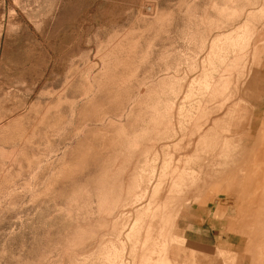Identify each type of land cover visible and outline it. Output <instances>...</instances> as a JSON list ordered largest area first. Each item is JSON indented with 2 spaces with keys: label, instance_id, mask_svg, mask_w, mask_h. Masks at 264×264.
Listing matches in <instances>:
<instances>
[{
  "label": "rangeland",
  "instance_id": "rangeland-1",
  "mask_svg": "<svg viewBox=\"0 0 264 264\" xmlns=\"http://www.w3.org/2000/svg\"><path fill=\"white\" fill-rule=\"evenodd\" d=\"M263 99L264 0H0V264H264Z\"/></svg>",
  "mask_w": 264,
  "mask_h": 264
},
{
  "label": "crops",
  "instance_id": "crops-1",
  "mask_svg": "<svg viewBox=\"0 0 264 264\" xmlns=\"http://www.w3.org/2000/svg\"><path fill=\"white\" fill-rule=\"evenodd\" d=\"M258 109H264V99L262 100V101H259L258 102ZM202 226V228L204 229V230H206V228H205V226L204 225H201ZM207 229H209V228H207ZM209 234H211V231H210V233ZM206 235H208V234H206ZM206 235H202L203 237V239H204V241L203 242H205V244H207V245H210V246H212V240L211 241H209V240H207V236ZM227 236V235H226ZM227 239V238H226ZM231 242H233V239L231 238V240H230ZM207 242V243H206ZM231 242H229L230 244H231ZM213 245H218L219 246V244H214L213 243ZM221 247V246H220ZM222 248H224V249H228V250H230V251H239L238 250V248H236V249H233V248H231L230 249V247H227V246H223Z\"/></svg>",
  "mask_w": 264,
  "mask_h": 264
}]
</instances>
